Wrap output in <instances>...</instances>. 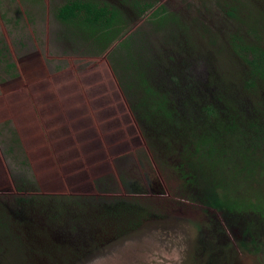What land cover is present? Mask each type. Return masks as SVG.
Here are the masks:
<instances>
[{
    "label": "rangeland",
    "instance_id": "rangeland-1",
    "mask_svg": "<svg viewBox=\"0 0 264 264\" xmlns=\"http://www.w3.org/2000/svg\"><path fill=\"white\" fill-rule=\"evenodd\" d=\"M151 1L150 13L165 4L181 17L159 39L169 57L187 48L212 73L233 76L229 39L245 32L239 17L227 15L235 0ZM63 2L0 0V264H264V241L242 250L221 212L184 192L176 158L159 166L114 74L116 44L98 54L57 40L54 9ZM245 3L252 17L254 4ZM148 18L131 13L129 34L150 31ZM256 189L264 197V182ZM103 199L89 212L124 201L149 208L147 218L116 239L112 220L97 224L92 240L69 236L75 216Z\"/></svg>",
    "mask_w": 264,
    "mask_h": 264
},
{
    "label": "trees",
    "instance_id": "trees-1",
    "mask_svg": "<svg viewBox=\"0 0 264 264\" xmlns=\"http://www.w3.org/2000/svg\"><path fill=\"white\" fill-rule=\"evenodd\" d=\"M235 1L238 6L227 15L239 17L245 32L229 39L234 54L231 77L212 73L209 62L193 50L184 48L185 53L173 58L165 53L160 37L172 35V28L182 23L165 4L150 13L157 2L64 0L54 14L61 25L57 40L75 51L86 47L102 54L116 44L109 58L145 144L154 157L163 159L158 161L163 168L169 158H176L184 192L220 211L239 247L247 251L264 241V197L256 189L264 182L258 178L264 174V0L262 6L252 0V17L246 0ZM245 4L249 14L244 16L239 7ZM131 13L137 19L148 14L150 31L129 34ZM195 66L206 71L197 73ZM100 202L75 216L69 236L92 240L94 230L102 228L96 225L112 220L116 239L136 230L149 212L144 205L125 207L124 201L121 207L89 212L90 207L103 208L104 199ZM216 223L225 232L222 223ZM68 242L76 248L83 241Z\"/></svg>",
    "mask_w": 264,
    "mask_h": 264
}]
</instances>
